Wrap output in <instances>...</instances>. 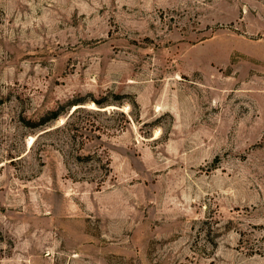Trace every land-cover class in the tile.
Returning a JSON list of instances; mask_svg holds the SVG:
<instances>
[{
	"label": "rangeland",
	"instance_id": "1",
	"mask_svg": "<svg viewBox=\"0 0 264 264\" xmlns=\"http://www.w3.org/2000/svg\"><path fill=\"white\" fill-rule=\"evenodd\" d=\"M0 264H264V0H0Z\"/></svg>",
	"mask_w": 264,
	"mask_h": 264
},
{
	"label": "trees",
	"instance_id": "2",
	"mask_svg": "<svg viewBox=\"0 0 264 264\" xmlns=\"http://www.w3.org/2000/svg\"><path fill=\"white\" fill-rule=\"evenodd\" d=\"M96 102H100V101H96ZM76 109H74L73 110V112L75 111ZM56 115H58V111L57 110H55V111H53L52 113H50V115L48 114V115H46V116H44V117H42L39 121H37L35 124H42V123H44L47 119H49V117L51 118V117H55ZM68 123V122H67ZM68 127V126H67Z\"/></svg>",
	"mask_w": 264,
	"mask_h": 264
}]
</instances>
